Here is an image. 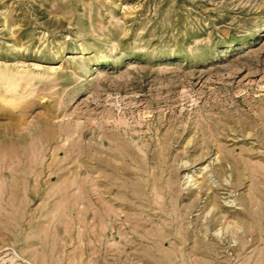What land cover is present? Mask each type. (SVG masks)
Masks as SVG:
<instances>
[{
    "label": "rangeland",
    "instance_id": "1",
    "mask_svg": "<svg viewBox=\"0 0 264 264\" xmlns=\"http://www.w3.org/2000/svg\"><path fill=\"white\" fill-rule=\"evenodd\" d=\"M0 264H264V0H0Z\"/></svg>",
    "mask_w": 264,
    "mask_h": 264
},
{
    "label": "bare ground",
    "instance_id": "2",
    "mask_svg": "<svg viewBox=\"0 0 264 264\" xmlns=\"http://www.w3.org/2000/svg\"><path fill=\"white\" fill-rule=\"evenodd\" d=\"M7 80V79H6ZM8 83V82H7ZM6 90H8V89H6ZM16 90V89H15ZM96 159V158H95ZM187 174V173H186ZM104 177H102V179H103ZM186 183V182H185ZM193 184V183H192ZM95 187V186H94ZM94 189V188H93ZM154 191V190H153ZM155 192V191H154ZM228 192V191H227ZM166 194H167V192H166ZM157 196H158V194H157ZM154 198V197H153ZM158 199H161L160 197L158 198ZM162 200V199H161ZM92 203V202H91ZM93 207H94V205H93ZM108 216V215H107ZM102 220V219H101ZM101 220H99V222L101 221ZM93 223V222H92ZM101 223L102 222H100L99 224L101 225ZM95 224V223H94ZM104 224V223H103ZM104 227L103 228H100V229H104L105 230V224L103 225ZM229 226V225H228ZM100 227V226H99ZM99 229V230H100ZM94 231V230H93ZM92 231V232H93ZM101 231H103V230H101ZM205 232H207V230L205 231ZM101 233H103V232H101ZM200 234V233H199ZM215 234V236L217 235L216 233H214ZM94 235V234H93ZM206 235H207V233H206ZM100 236V235H99ZM159 236V235H158ZM195 237V236H194ZM205 237V236H204ZM158 238V237H157ZM156 238V239H157ZM216 238H218V237H216ZM142 240V239H141ZM160 243V242H159ZM212 249V248H211Z\"/></svg>",
    "mask_w": 264,
    "mask_h": 264
}]
</instances>
